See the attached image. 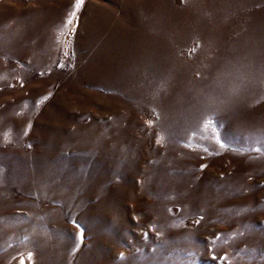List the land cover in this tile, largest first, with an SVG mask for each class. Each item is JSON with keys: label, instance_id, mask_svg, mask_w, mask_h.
Listing matches in <instances>:
<instances>
[{"label": "rangeland", "instance_id": "rangeland-1", "mask_svg": "<svg viewBox=\"0 0 264 264\" xmlns=\"http://www.w3.org/2000/svg\"><path fill=\"white\" fill-rule=\"evenodd\" d=\"M184 1L0 0V264H264V0Z\"/></svg>", "mask_w": 264, "mask_h": 264}, {"label": "trees", "instance_id": "trees-1", "mask_svg": "<svg viewBox=\"0 0 264 264\" xmlns=\"http://www.w3.org/2000/svg\"><path fill=\"white\" fill-rule=\"evenodd\" d=\"M177 1H180V2H177L175 4V6L177 8H178L177 5H179V8H180V5L181 6L185 5L184 0H177ZM208 1L210 2V4L207 7H201V10H200L201 14H199V16H197L196 19L192 18V22H191V19H190V21L186 22L187 27H188V33L191 32L189 34L187 33L189 35L190 39L187 40L186 42L184 41L183 42L184 44L181 48H179L180 45L174 47V48H179V49L173 50L174 59L177 58V60L178 59L180 60L182 58L187 59V58L194 57L196 54L199 53V49H202L201 47L204 44V42L200 43L199 39H197V38L202 37L204 34H211L212 32H216L215 34L216 35L219 34L217 36H220V32L222 29L221 25H223L222 23L225 24L226 21H228V23L226 24V28L229 26V23L232 24L231 20H232V16L234 15V2H233V0H227L226 2H223V0H208ZM255 1L256 0H251V4H247V7L249 10H246V11L248 13H251L253 11V9H251V8L256 5V4H252V3H256ZM229 4H230V8H229ZM231 5H232V7H231ZM231 9H233V11H231ZM229 15H230V17H229ZM219 24H221V25H219ZM170 27L174 28V24H170ZM196 32H197V34H196ZM175 42H176V40H175ZM215 43H217V42L206 41L207 48H206V46H204V47L206 49H211V48L213 49L215 46H218V44L216 45ZM208 47H210V48H208ZM199 55H200V53H199ZM212 56H213V54H212ZM208 57H209V54H208ZM208 57H205V58L207 59ZM221 59H223V58L221 57ZM228 59L229 58H227V55H226L223 60H226V62H227ZM201 60H202V56H201ZM176 72H177L179 78L176 77V74L171 72L172 73L171 77L168 76V78H167L170 80V82L181 83L183 80L185 88H186V84H187L189 86L188 88L191 90L196 86L195 83L193 84V82L195 81V77H197V74H195L194 72H188L189 78H185L186 76L183 75L182 71L179 70ZM177 85H179V84H176V86ZM176 86H174V88ZM180 90H181V87L179 88L178 92H180ZM210 121L211 120H207L206 123H210ZM206 125H210V124H205L203 126H206Z\"/></svg>", "mask_w": 264, "mask_h": 264}, {"label": "snow or ice", "instance_id": "snow-or-ice-1", "mask_svg": "<svg viewBox=\"0 0 264 264\" xmlns=\"http://www.w3.org/2000/svg\"><path fill=\"white\" fill-rule=\"evenodd\" d=\"M84 0H76V10L78 11L79 6H81L83 4ZM76 12H72L70 13V16L68 18V20L66 21V26H70L73 23V19L75 18ZM244 211H247V209H244ZM251 227V226H249Z\"/></svg>", "mask_w": 264, "mask_h": 264}]
</instances>
